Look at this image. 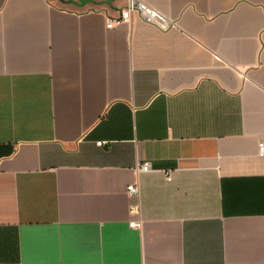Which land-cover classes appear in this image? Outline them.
Wrapping results in <instances>:
<instances>
[{
  "label": "crops",
  "instance_id": "0c3cea01",
  "mask_svg": "<svg viewBox=\"0 0 264 264\" xmlns=\"http://www.w3.org/2000/svg\"><path fill=\"white\" fill-rule=\"evenodd\" d=\"M141 1L0 0V264H264V0Z\"/></svg>",
  "mask_w": 264,
  "mask_h": 264
},
{
  "label": "built area",
  "instance_id": "2783aa9c",
  "mask_svg": "<svg viewBox=\"0 0 264 264\" xmlns=\"http://www.w3.org/2000/svg\"><path fill=\"white\" fill-rule=\"evenodd\" d=\"M139 18L144 23L149 24L157 28L161 32H169L178 28L175 21L171 20L167 16L163 15L158 10L150 7L141 0H125V5L121 9L118 17L114 19L106 20L105 27L107 30H111L122 24L129 23L132 18ZM101 146L102 144H97ZM258 155L264 156V143L258 145ZM151 171L150 164L148 162H143L141 165L137 166V174H147ZM166 180L170 182L172 180L170 172H164ZM127 194L131 197H138L139 188L137 185H130L127 187ZM131 215L139 214V206L135 205L130 208ZM132 228H138V223H131Z\"/></svg>",
  "mask_w": 264,
  "mask_h": 264
}]
</instances>
